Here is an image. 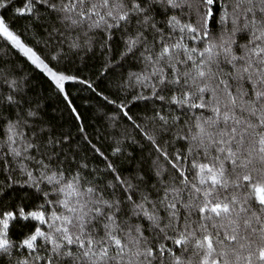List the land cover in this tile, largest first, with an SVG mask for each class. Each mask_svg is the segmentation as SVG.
<instances>
[{
	"label": "snow or ice",
	"instance_id": "1",
	"mask_svg": "<svg viewBox=\"0 0 264 264\" xmlns=\"http://www.w3.org/2000/svg\"><path fill=\"white\" fill-rule=\"evenodd\" d=\"M0 264H264V0H0Z\"/></svg>",
	"mask_w": 264,
	"mask_h": 264
}]
</instances>
